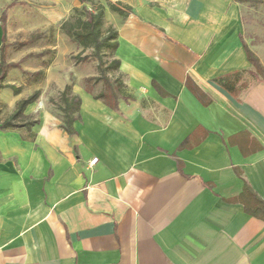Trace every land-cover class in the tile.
Instances as JSON below:
<instances>
[{"label":"crops","instance_id":"1","mask_svg":"<svg viewBox=\"0 0 264 264\" xmlns=\"http://www.w3.org/2000/svg\"><path fill=\"white\" fill-rule=\"evenodd\" d=\"M99 1L117 31L118 109L76 83L74 135L35 102L30 131L0 130V264H264V220L239 199L247 184L264 200V77L240 3L110 0L123 17ZM17 4L0 0L6 37Z\"/></svg>","mask_w":264,"mask_h":264},{"label":"rangeland","instance_id":"2","mask_svg":"<svg viewBox=\"0 0 264 264\" xmlns=\"http://www.w3.org/2000/svg\"><path fill=\"white\" fill-rule=\"evenodd\" d=\"M15 1L23 4L7 10V61L18 62L20 66L8 69L4 82L20 88V93L14 95L10 88L0 89V122L11 113L17 100L35 90L41 92L36 106L49 108L60 116L57 104L65 84H70L71 89L76 83L84 86L86 77L99 74L98 61L94 57L78 59L76 56L88 55L91 49L81 51L59 29L61 20L74 7L72 0H65L69 10L62 19L49 16L48 12L54 9V0ZM105 1L107 5L110 0ZM238 3L242 11L243 36L264 66V0H242ZM32 37V42L21 45ZM110 59L108 55L103 58L106 61ZM107 75L113 79L116 73L107 71ZM101 87V81L92 85L95 93Z\"/></svg>","mask_w":264,"mask_h":264},{"label":"trees","instance_id":"3","mask_svg":"<svg viewBox=\"0 0 264 264\" xmlns=\"http://www.w3.org/2000/svg\"><path fill=\"white\" fill-rule=\"evenodd\" d=\"M77 1L80 3V6L72 7L69 15L59 23V29L80 47L81 51L91 49L88 55L83 57L76 56L80 60L86 59L87 57H94L98 61L97 69L99 74L86 77L84 79L86 83L84 88L92 93L95 99H100L111 109L117 110L123 83L119 78L111 79L107 75V71H117L120 64L118 59L112 58L118 46L117 31L112 26L105 27V6L98 2V0ZM236 1L241 2L242 0ZM13 4L12 2L8 7ZM107 6L111 11L117 12L123 17H125L128 13L127 11H129L128 7L120 8L118 5L111 2H109ZM0 22L2 28L0 45V89L10 88L14 95H18L20 93V88L4 82L7 77L8 69L20 66L18 62L7 61L5 11H3L0 16ZM33 40L34 38L32 37L26 42H22L21 45L29 44ZM244 48L248 61L253 66L256 74L264 77V66L260 62L258 56L246 44H244ZM107 55L108 57L110 56L111 59L109 61L103 60ZM36 73L38 74L39 72ZM99 81L102 82L101 90L94 93L92 85L97 84ZM186 84L199 100L204 104L208 102V99L205 98L202 91L194 83L188 79ZM40 93V90H35L27 97L17 100L11 113L0 122V130L25 128L30 131L31 127L38 122V118L32 114H26L25 109L28 105L38 100ZM80 103V97L72 93L71 85L68 83L65 84L64 88L59 93V104H57V108L62 114L63 128L70 135L76 133L73 128V122L79 118ZM185 145L186 143L184 142L179 148L185 147ZM179 167L181 169L180 162ZM239 199L243 203L244 210L247 213L264 220V200L258 197L249 185H244L243 192Z\"/></svg>","mask_w":264,"mask_h":264},{"label":"built area","instance_id":"4","mask_svg":"<svg viewBox=\"0 0 264 264\" xmlns=\"http://www.w3.org/2000/svg\"><path fill=\"white\" fill-rule=\"evenodd\" d=\"M97 161V158L95 157V158H93L91 161H90V164H95V162Z\"/></svg>","mask_w":264,"mask_h":264}]
</instances>
